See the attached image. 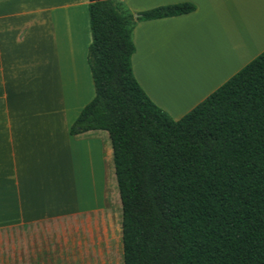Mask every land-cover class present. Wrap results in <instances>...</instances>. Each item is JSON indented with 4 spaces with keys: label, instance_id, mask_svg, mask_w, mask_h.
I'll return each mask as SVG.
<instances>
[{
    "label": "crops",
    "instance_id": "obj_1",
    "mask_svg": "<svg viewBox=\"0 0 264 264\" xmlns=\"http://www.w3.org/2000/svg\"><path fill=\"white\" fill-rule=\"evenodd\" d=\"M119 1L195 6L132 34L133 75L173 120L264 51V0ZM28 2L0 0V264H75L121 228L108 134L69 133L94 97L88 0Z\"/></svg>",
    "mask_w": 264,
    "mask_h": 264
},
{
    "label": "trees",
    "instance_id": "obj_2",
    "mask_svg": "<svg viewBox=\"0 0 264 264\" xmlns=\"http://www.w3.org/2000/svg\"><path fill=\"white\" fill-rule=\"evenodd\" d=\"M87 10L94 97L69 133L108 134L123 264H264V51L173 120L133 75L132 34L195 6L134 15L88 0Z\"/></svg>",
    "mask_w": 264,
    "mask_h": 264
},
{
    "label": "rangeland",
    "instance_id": "obj_3",
    "mask_svg": "<svg viewBox=\"0 0 264 264\" xmlns=\"http://www.w3.org/2000/svg\"><path fill=\"white\" fill-rule=\"evenodd\" d=\"M28 1L30 0H24L23 5H28L29 3ZM104 134L106 133L104 132ZM115 187H116V183H115ZM119 211L120 210H118V213L116 214L118 220L120 217ZM113 221H115L114 218ZM117 231L118 233L114 234L112 229L108 228V236L110 242H108L107 246L101 248L100 253H98L96 257L92 255V250L90 247L87 248V252L85 251V249H83V247H80V252L78 249L74 250L72 254L76 256L77 259V263L75 264H123L122 241H121V232H120L121 228L118 227ZM74 246L75 244H73V247ZM84 254L86 255V257Z\"/></svg>",
    "mask_w": 264,
    "mask_h": 264
},
{
    "label": "water",
    "instance_id": "obj_4",
    "mask_svg": "<svg viewBox=\"0 0 264 264\" xmlns=\"http://www.w3.org/2000/svg\"><path fill=\"white\" fill-rule=\"evenodd\" d=\"M136 17V16H135Z\"/></svg>",
    "mask_w": 264,
    "mask_h": 264
}]
</instances>
